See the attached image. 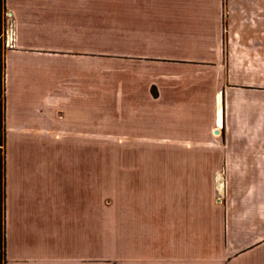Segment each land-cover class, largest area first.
<instances>
[{
	"label": "crops",
	"instance_id": "0c3cea01",
	"mask_svg": "<svg viewBox=\"0 0 264 264\" xmlns=\"http://www.w3.org/2000/svg\"><path fill=\"white\" fill-rule=\"evenodd\" d=\"M104 7L2 0V264H264V0H111L109 58L90 51ZM108 106L162 158L151 193L105 210Z\"/></svg>",
	"mask_w": 264,
	"mask_h": 264
},
{
	"label": "rangeland",
	"instance_id": "374dc122",
	"mask_svg": "<svg viewBox=\"0 0 264 264\" xmlns=\"http://www.w3.org/2000/svg\"><path fill=\"white\" fill-rule=\"evenodd\" d=\"M104 9V21H100L99 25L93 21L97 17L96 9L90 14V51L94 55L103 54L105 58H109L112 54V38L109 34L111 0H105ZM102 62L105 70L101 75L107 77L112 71L106 68H111L112 64L108 60ZM94 108L98 113L90 115V119L92 117L98 120H95L97 123L94 125L90 123V129L93 130L94 126L97 130L98 124L101 132L94 129L92 134L96 136L89 139V195L103 197L107 210L115 198L118 200L123 196L151 193V188L146 186L145 174L149 172L147 167L159 164L162 156L146 154L145 151L149 147H155L160 140L135 138L128 129L123 128L125 124L116 121L118 115L112 106ZM126 117L122 113L121 118ZM157 184L160 186L159 181Z\"/></svg>",
	"mask_w": 264,
	"mask_h": 264
},
{
	"label": "trees",
	"instance_id": "16d2710c",
	"mask_svg": "<svg viewBox=\"0 0 264 264\" xmlns=\"http://www.w3.org/2000/svg\"><path fill=\"white\" fill-rule=\"evenodd\" d=\"M1 3L0 0V12H1ZM2 145L1 138V86H0V147ZM1 150V149H0ZM3 261V236H2V159L0 155V264Z\"/></svg>",
	"mask_w": 264,
	"mask_h": 264
}]
</instances>
